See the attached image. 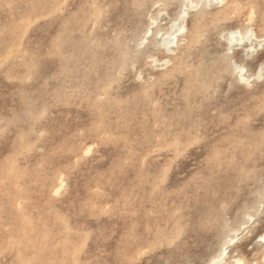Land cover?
<instances>
[{"label":"rangeland","instance_id":"374dc122","mask_svg":"<svg viewBox=\"0 0 264 264\" xmlns=\"http://www.w3.org/2000/svg\"><path fill=\"white\" fill-rule=\"evenodd\" d=\"M257 1L264 8V0ZM85 4L102 17L98 29L102 38L115 35L107 23L111 21L119 27L123 45L114 59L120 63V88L95 104L101 107L95 115L97 138L90 135L92 114L79 106L86 85L82 90L74 87L71 74L58 79L59 86L46 82L64 62L61 56L52 58V39L59 36L61 42L67 40L64 44L71 42L62 49L64 55L73 52L76 38L83 36L78 27L87 17L82 15ZM127 5L128 0H0V264H209L207 257L217 252L222 236L237 225L229 220L242 217L240 205L264 189V181H257L264 172V109L250 104L244 108L243 99L219 105L214 100L215 85L205 92L203 88L200 96L182 100L179 94L186 91V73H180L176 83L165 84L163 92L153 88L155 80L140 66L157 43L147 37L142 45L139 36L143 32L124 42L122 21ZM193 12L189 10L188 15ZM97 21L85 20L90 25L87 31ZM154 24L153 29L160 21ZM68 26L69 30L75 27L77 34L69 33ZM87 36L92 39L90 33ZM236 47L232 45L227 54L232 55ZM130 49L135 55L129 54ZM224 52L221 47L205 54L203 64ZM99 60L101 64L85 69L83 84L88 82L92 89L98 72L111 71L105 64L109 58ZM29 63L31 73L25 78ZM151 65L160 70L164 60ZM207 78V74L201 78L205 85ZM38 87L58 95L64 89V98L77 99L65 98L43 108L38 104ZM199 104L204 112L194 117ZM18 128H22L20 134ZM99 138L101 142L96 143ZM89 148L91 154L85 155ZM56 189L61 190L59 196ZM257 219L249 224L250 231L241 230L246 233L243 239L229 244L227 254L217 261L238 254L233 250L240 245L238 251L248 253L247 264H254L257 244L250 241V235L259 225Z\"/></svg>","mask_w":264,"mask_h":264},{"label":"bare ground","instance_id":"6f19581e","mask_svg":"<svg viewBox=\"0 0 264 264\" xmlns=\"http://www.w3.org/2000/svg\"><path fill=\"white\" fill-rule=\"evenodd\" d=\"M54 1H56V0H54ZM128 1H129V6L127 5L126 7L129 9L126 11L127 12L126 16H125L124 20L122 21L123 28L121 27L122 23L120 22L121 23L120 27L123 29L122 34H123L124 42L128 43L133 38L135 39L137 36H139V34L142 32H143L142 35L139 37L145 36L144 29L148 28L152 31L153 35L150 37L145 36V39L147 37H149L150 40H152L158 44V45L156 44V46L154 48H152L153 51H150L146 55V57L141 62V66H140V70H143V72H147L148 75L150 76V78L155 80L154 83L152 84L153 88H156V89L160 88V90H161L165 84H170V82H172V81H173L172 83H176L180 73H183V74L186 73V75H187L186 79H185L186 80L185 81L186 91L180 92V94H179V96L182 100L186 101L190 98V96L196 95V94L200 96V94H198V93L203 88L205 89L204 90V92H205L212 85H215L216 86V92L214 91L215 93L214 94L212 93V94L216 97L214 100L219 105H220V103H223L225 100H228L229 102H233V101L238 100V99H243L244 100V105H243L244 108L245 107L247 108V104H250V105H253L254 108H256V110L260 111V109H262V108L264 109V47H261V44L264 43V38H262V36L257 33L256 29H253L254 38L249 37L247 34V31H246L247 26H248V15H249L251 9L254 7L256 9L257 13L259 14L263 8V7H260V3L257 0H216V1L215 0H191V2L196 3L198 5V7L196 10H194V12L192 14L188 15L187 18L184 20L183 27L185 30L183 32L178 31L180 28V25L176 23V19L178 17V9L165 7L163 9L158 8L156 10V12L153 10V7L156 4L169 3V2L176 4V1H179V0H128ZM180 1L181 2L178 4L182 3V0H180ZM126 4H128V3H126ZM67 5H68V3H67ZM86 5L87 4H85L84 7L81 6L82 11H83V12L82 11L81 12H82V15L84 17H86V16L87 17H86V19L81 21V23L79 24V27H78L80 30V33H82L83 36L81 38L78 37L80 40H78L76 38L77 42L73 43L75 45L72 47L73 52L71 54L64 55V51L62 49L65 45L71 44V42L64 44V40H66V39H64L63 42H61L59 39L60 38L59 36L57 37L59 40L56 38L52 39L53 40V49L51 48L52 49V51H51L52 58H53V56L58 55V56L63 57L64 62L61 65L59 64L60 66H58L56 68L57 70L55 69V71L51 74V76L48 78V80L46 82H47V84L49 82H51V83L59 86L58 79H60L61 81L65 80L66 78L68 79V76L71 74L74 78V82L72 84L74 87L77 86V87L81 88V90H82L83 86L86 85L83 88L84 90H82V92L80 91L81 92L80 94L82 96H79L80 100L78 99L80 101L79 106L80 105L84 106L92 114L91 115L92 119H91V122L89 124L90 125L89 128H90V130H92L93 134H90V135H94V136L96 135V138H97L100 136L95 134L96 133L95 129L98 128V123H97L98 117L96 116L97 117L96 118L95 115L97 114V111L101 107L98 108V105L95 106V104L97 103L98 99H102V98H106V97L109 98L111 95H115L117 91H114V90H117L118 88H120L117 85L118 84L117 83L118 82L117 69L120 67V63H116L114 61V59H116L118 57L117 54L119 53L120 49L122 50L123 45H122V41L120 40L121 38L118 35L119 33H117L119 27L117 28V25L111 24V21H107V23L110 26V30L116 32L115 35L111 36V37H106L105 39L102 38V36L98 33V29L100 27V24L103 23L102 17L100 16L98 11H96L94 8L86 6ZM189 10H192V9L190 8ZM58 12H59V10H58ZM161 12H163L164 15H161ZM95 19L98 20L96 23L94 22L95 28L94 29L92 28V30L87 31V30H89L88 27L90 25L86 26L87 24L85 25V20L90 21V20H95ZM158 20L160 21V25L156 26L153 29L152 21L158 22ZM76 24L77 23H75V25ZM93 27H94V25H93ZM67 31L69 33H72V34L74 32H76L75 34H77V32H78L75 30V27L70 28V30H69V26H68ZM89 33L91 34V37H92V39L90 38L91 40L88 38V36L86 37V35ZM202 38H204V40ZM245 39H246L245 43L241 45L240 42L245 40ZM140 40H141V38H140ZM69 41H70V38H69ZM234 44L235 45L237 44L235 52L232 55H228L227 52L232 49V45H234ZM144 46H146V45H144ZM221 47L224 48L225 52L223 54L222 53L216 54L214 57H212L209 60L208 63H206L204 65L201 57L204 56L205 54L208 55V53L210 54L213 51H215ZM160 48H164V49H160ZM253 49H254V51H253ZM129 54L135 55V50L130 49ZM54 58H56V57H54ZM101 58H105V59L109 58L110 59L109 61H107V62L105 61L106 63L105 62L104 63L107 64L108 67H111V71L109 72V74L108 73L106 74L105 72H103V73L98 72V74L94 77V81H93L94 88L92 89L89 87L88 82H87V84H83L86 81V78L84 77L85 72H86L85 69H86L87 65H93L94 63H97V65L101 64L99 62L100 61L99 59H101ZM157 59H163L164 60V65L162 66V68L160 70H154V68H152V65H151V62L154 60H157ZM57 60L58 59L56 58V61ZM74 61H75V63H74ZM236 66H240V67H243L246 69V71L243 73V79L241 78V75L236 72ZM30 67L31 66L29 63V65L26 66V69H27L26 75L27 76H24L25 78H28L29 74L31 73ZM49 68H51V67H49ZM104 71H106V70L104 69ZM15 73H17V72H15ZM218 73H220V75H218ZM206 74H207L208 78H207V82L205 85V82L204 83L201 82V78H202V76H204ZM216 75H217V77H216ZM128 77L129 76L127 74V78ZM215 77H216V81H213L215 79ZM252 79H253V81H252ZM243 81H248V83H245ZM63 82H65V81H63ZM122 82H123V80H122ZM128 82H129V80H128ZM60 85H63V84H60ZM115 85H117V86H115ZM119 85H120V83H119ZM68 86H69V84H68ZM175 86H176V84H175ZM116 87H117V89H116ZM46 88H47V86H46ZM63 88H66V87L63 86ZM36 91L38 92V96H37L38 101H39L38 104L41 105L43 108L58 104L62 100L64 102V100H66V99L68 101L72 100V99L73 100L77 99L76 96H75L76 97L75 99L72 97H69V98L65 97L66 98L65 99L63 97L64 93H65L64 89L60 92L59 95L58 94H52L53 92L50 93L49 91H48L49 92L48 93L47 90L44 89L43 87H42V89H41V87H38V89H36ZM129 96H130V94L128 95V97ZM203 99H205L207 101V99H209V97L206 95V97ZM189 101H192V99H190ZM121 102H122V100H121ZM129 102H132V99ZM199 102H200V100H199ZM73 103H74V101H73ZM201 103H203L202 100H201ZM231 104H233V103H231ZM36 105L37 104H35V106ZM132 105H134V104H131L130 107ZM201 105L202 104H199L197 107H195L194 117H199L201 115L202 111L204 112V108H202ZM123 106H125V105H123ZM223 108L225 109V107H223ZM104 109H106V107ZM127 109L124 111L126 112ZM114 110H116V112H117V108H115ZM172 110H174V109H172ZM111 111H112V109H111ZM184 111L185 110H183L182 112H184ZM219 111H222V110H218L217 113H219ZM113 113L114 112H112V114ZM164 113H166V112L164 111ZM103 114H104V112H103ZM243 114H244V112H243ZM243 114H241V115H243ZM101 115L102 114H100V116ZM114 115H112V117ZM131 116H134V115H131ZM163 116H165V114ZM19 117L21 118V116H19ZM19 117H18V119H19ZM122 117H123V114H122ZM125 117H126V115H125ZM240 117H242V116H239V118ZM22 118H23L22 120H24V116ZM118 119L120 120L121 118L118 117ZM22 120L20 122L21 124L23 122ZM239 121H240V119H239ZM27 122H28V120H26V123ZM110 122H112V121H110ZM20 123H19V125H21ZM105 123H106V121H105ZM123 123H121V124H123ZM28 124H30V122L27 123V125ZM155 124H156V122H155ZM243 124L241 126H243ZM21 126H23V125H21ZM238 127H240V126H238ZM22 128H18V132H19V129H22ZM20 131L23 132V130H20ZM24 131H27V129L26 130L24 129ZM23 133L25 134V132H23ZM262 133H261V135H262ZM19 134H20V132H19ZM20 136H19V138H20ZM94 136H92V137H94ZM17 137H18V135H17ZM20 140H22V138H20ZM70 140H71V138H70ZM99 140H100V138H99ZM16 142H17V140H16ZM98 142H101V140L97 141L96 143H98ZM257 142H259V141H257ZM244 144L246 145V143H244ZM17 145H19V144H17ZM97 145H99V144H97ZM259 146H261V144ZM16 147H15V150L17 149ZM219 147H220V144H219ZM252 147H254V146H252ZM21 148H22V146H21ZM245 149L246 148L244 147V150ZM260 150H261V148H260ZM260 150L258 152H260ZM217 151H219V154H220L221 151L218 148H217ZM14 152H16V151H14ZM149 152H151V151H149ZM248 152H250V151H248ZM63 157H65V156H63ZM248 157H250V154H248ZM61 164H63V163H61ZM61 172H63V171H61ZM260 176L261 177L257 181L263 182L264 181V172ZM57 178H58V176H57ZM65 179L66 178L64 177V174H63V176L61 177V182L64 183ZM141 181H143V180H141ZM58 186H59V184H58ZM85 187H86V184H85ZM53 190H55V189H53ZM90 192H91V190H90ZM262 195H264V189L263 190L259 189L258 191L253 192L251 195H249L246 198L244 205H240V208L238 210L240 211L239 214L242 217L240 219H239V217H235L236 219H238V221H236L235 218L232 220H229L230 223H232L234 221L237 222L236 223L237 225H236V227H234L235 228V229H233L234 231L229 232V233L222 236L223 241L221 243V246L217 250V252H215L214 254H211L207 257V262H209V264H214V262H215V264H236V262L238 260H243L244 264H247V254L248 253H246V251H238L240 245H238L233 250L234 252H237L238 254H235L234 256H229L226 259H223L221 261H217V259H219L223 256V253L225 251V245L226 244H227V246L229 245L228 244L229 238H235L236 233L242 232L241 230L243 228H245V224L248 223V218L253 216V213H255V218L258 217L257 221L259 224L258 227L255 229V231L250 235V241L257 244L253 248L257 254L256 255L257 257L254 261V264H264V239H261V237H264V217L261 216V204L264 203V200H262ZM78 196H80V195H78ZM82 196H86V195H82ZM79 198H81V197H79ZM99 200H101V199H99ZM36 204H37V202H36ZM53 213H54V211H53ZM116 214H117V212H116ZM44 219L46 220V218H44ZM32 224H34V223H32ZM43 224H45V223H43ZM228 231H226V232H228ZM259 242H261L262 244L258 245ZM66 244L68 245V243H66ZM49 246L50 245H48V247ZM51 247H53V246H51ZM5 249H7V248H5ZM255 249H258V250H255ZM1 250L3 251V249H1ZM71 254H73V252ZM75 255H76V253H75ZM19 256H20V253H19ZM19 256H18V258H19ZM74 256H72V257L74 258Z\"/></svg>","mask_w":264,"mask_h":264},{"label":"snow or ice","instance_id":"6c2138e0","mask_svg":"<svg viewBox=\"0 0 264 264\" xmlns=\"http://www.w3.org/2000/svg\"><path fill=\"white\" fill-rule=\"evenodd\" d=\"M142 6V5H141ZM156 8L159 9H163L165 7L168 8H175L178 9V17L176 19V23L180 25L179 28V32H183L185 29L183 27V22L184 20L187 18L188 16V10L191 8L192 10H196L198 5L196 3H192L191 0H182L181 4H174V3H161V4H156L155 5ZM161 15H164L163 12H161ZM152 23L154 24L155 21H152ZM253 29H256L257 33L260 34L262 36V38H264V8H262V10L260 11V13L258 14L256 9L253 7L248 15V26H247V34L249 37H253L254 38V33H253ZM144 33L145 36H152L153 33L150 29L145 28L144 29ZM145 36L141 37V43H146V39ZM242 43V41H241ZM261 47H264V43L261 44ZM254 51V49H253ZM246 71L245 68L240 67V66H236V72L238 74L241 75V78L243 79V73ZM245 83H248V81H243ZM92 152V148H89L87 152H85V155H89ZM63 187V185H62ZM61 194V190L57 189L55 195L59 196ZM262 200H264V195H262ZM261 216L264 217V203L261 204ZM255 218V213H253V216L248 218V223L245 224V228L248 229L249 231L251 230L249 228V224L252 223V221ZM246 235V233L241 234L240 232L235 234V238H229L228 240V244H232L235 245L237 244L239 241H241L243 239V236ZM261 239H264V237H261ZM227 244L225 245V251L223 254H227ZM215 264V262H214ZM236 264H244L243 260H238L236 262Z\"/></svg>","mask_w":264,"mask_h":264}]
</instances>
